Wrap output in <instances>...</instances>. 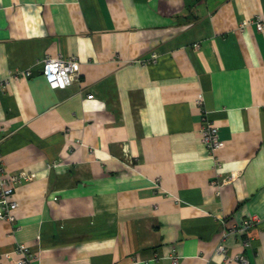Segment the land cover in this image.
Instances as JSON below:
<instances>
[{
	"label": "crops",
	"instance_id": "obj_1",
	"mask_svg": "<svg viewBox=\"0 0 264 264\" xmlns=\"http://www.w3.org/2000/svg\"><path fill=\"white\" fill-rule=\"evenodd\" d=\"M257 20L264 0H0V154L32 178L0 264L20 243L33 264H228L220 246L264 264ZM59 54L79 59L65 90L41 70Z\"/></svg>",
	"mask_w": 264,
	"mask_h": 264
},
{
	"label": "built area",
	"instance_id": "obj_2",
	"mask_svg": "<svg viewBox=\"0 0 264 264\" xmlns=\"http://www.w3.org/2000/svg\"><path fill=\"white\" fill-rule=\"evenodd\" d=\"M257 28L260 32H264V23L262 20L256 21ZM242 27L246 26V22L242 24ZM42 74L50 86L55 89L65 90L74 83H77L80 79V68L78 57L58 56L46 57L42 65ZM32 75L31 70L19 71L18 74L14 75L15 79H28ZM94 95L88 96V99H93ZM204 99L200 97L198 104L203 105ZM204 125L200 130L202 134V144L206 147L210 155H214L217 158V165L220 166L219 158L217 153L224 150L225 144L220 140L219 128L208 119L207 113L204 117ZM1 142V139H0ZM1 146V144H0ZM31 175L26 172H9L5 168L2 156L0 154V220L3 219L12 225L16 226V215L13 211L18 208L19 204L14 198L15 190L18 186L23 184L25 180H31ZM219 190H220V186ZM256 219L245 221L243 229L248 230L252 228ZM18 230V227H17ZM246 246L250 247V243L246 242ZM15 252L20 257L14 261L15 264H33L34 255L26 244H18L15 247ZM219 252L225 253L226 261L231 264L234 261H239L242 264H247V259L244 255H237L227 252L224 246L218 248ZM13 254V253H12ZM11 253H6V257L11 259ZM174 264H178V258L173 259Z\"/></svg>",
	"mask_w": 264,
	"mask_h": 264
}]
</instances>
